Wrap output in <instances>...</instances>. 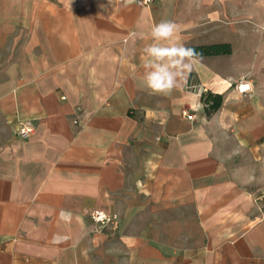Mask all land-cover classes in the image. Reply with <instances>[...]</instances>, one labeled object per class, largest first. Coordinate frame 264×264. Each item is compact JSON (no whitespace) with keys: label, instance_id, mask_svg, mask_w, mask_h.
I'll list each match as a JSON object with an SVG mask.
<instances>
[{"label":"crops","instance_id":"1","mask_svg":"<svg viewBox=\"0 0 264 264\" xmlns=\"http://www.w3.org/2000/svg\"><path fill=\"white\" fill-rule=\"evenodd\" d=\"M165 19L232 46L167 96L143 85ZM263 170L264 0H0V264H264Z\"/></svg>","mask_w":264,"mask_h":264},{"label":"clouds","instance_id":"2","mask_svg":"<svg viewBox=\"0 0 264 264\" xmlns=\"http://www.w3.org/2000/svg\"><path fill=\"white\" fill-rule=\"evenodd\" d=\"M110 2V0H109ZM178 25L171 20H161L151 27L150 38L153 43L143 48V85L152 94L171 95L183 90L192 72L200 61V54L174 38ZM133 36L143 37L142 32ZM71 217L68 210L61 209L59 218L67 221ZM65 237L53 236L54 243L62 242Z\"/></svg>","mask_w":264,"mask_h":264},{"label":"built area","instance_id":"3","mask_svg":"<svg viewBox=\"0 0 264 264\" xmlns=\"http://www.w3.org/2000/svg\"><path fill=\"white\" fill-rule=\"evenodd\" d=\"M142 4H149L151 0H137ZM240 92H245L249 89L247 83L239 81L235 85ZM73 122H77L74 120ZM35 130V125L31 120H23L18 123L16 133L21 139H27ZM91 221L95 226L96 231H101L105 226L117 228L119 225V215L115 212H107L102 209H92L89 212Z\"/></svg>","mask_w":264,"mask_h":264},{"label":"trees","instance_id":"4","mask_svg":"<svg viewBox=\"0 0 264 264\" xmlns=\"http://www.w3.org/2000/svg\"><path fill=\"white\" fill-rule=\"evenodd\" d=\"M187 47L194 48L200 56L229 54L232 51L230 42H213L199 45L188 44ZM223 93L212 92L210 90L201 93V100L205 105V113L207 116L216 111L223 102Z\"/></svg>","mask_w":264,"mask_h":264},{"label":"rangeland","instance_id":"5","mask_svg":"<svg viewBox=\"0 0 264 264\" xmlns=\"http://www.w3.org/2000/svg\"><path fill=\"white\" fill-rule=\"evenodd\" d=\"M259 176L264 177V170H263V173L262 172L259 173ZM258 183H259V186H261L262 188H264V179L259 180Z\"/></svg>","mask_w":264,"mask_h":264}]
</instances>
